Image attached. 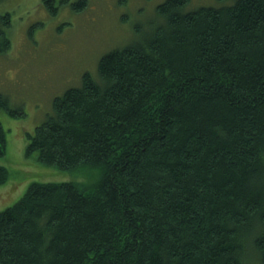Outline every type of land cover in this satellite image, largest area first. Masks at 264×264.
I'll return each instance as SVG.
<instances>
[{
    "label": "trees",
    "instance_id": "obj_1",
    "mask_svg": "<svg viewBox=\"0 0 264 264\" xmlns=\"http://www.w3.org/2000/svg\"><path fill=\"white\" fill-rule=\"evenodd\" d=\"M188 1L161 3V25L102 56L27 135L43 166L98 176L31 182L0 212V264H251V250L264 264V0ZM11 46L0 30V56ZM3 110L21 114L0 93ZM6 143L0 120V157ZM10 176L0 165V187Z\"/></svg>",
    "mask_w": 264,
    "mask_h": 264
},
{
    "label": "rangeland",
    "instance_id": "obj_2",
    "mask_svg": "<svg viewBox=\"0 0 264 264\" xmlns=\"http://www.w3.org/2000/svg\"><path fill=\"white\" fill-rule=\"evenodd\" d=\"M73 1V0H72ZM166 0H89L84 12L63 8L50 15L43 0H0V30L10 41L8 54L0 56V93L14 116L1 111L6 130L5 154L0 165L10 172L0 187V212L24 196L31 182H92L97 169L57 170L26 155L28 134L53 113V100L66 89L80 86L89 72L98 78L100 58L113 49L139 42L161 25L157 8ZM234 0H189L184 11L221 8ZM11 14L7 28L3 16ZM250 251L251 264H262Z\"/></svg>",
    "mask_w": 264,
    "mask_h": 264
}]
</instances>
